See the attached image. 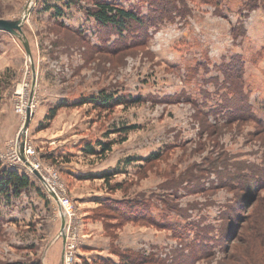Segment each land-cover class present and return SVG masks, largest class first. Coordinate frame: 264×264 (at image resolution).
<instances>
[{
  "label": "rangeland",
  "instance_id": "374dc122",
  "mask_svg": "<svg viewBox=\"0 0 264 264\" xmlns=\"http://www.w3.org/2000/svg\"><path fill=\"white\" fill-rule=\"evenodd\" d=\"M98 1L0 0V18L26 15L32 51L0 30V177L32 183L0 198V264H264V191L238 210L242 191L221 187L264 167V132L233 119L264 121V0H108L139 18L120 27ZM107 94L127 102L91 100ZM23 141L71 201L66 241L60 202L15 158ZM100 141L111 150L86 153Z\"/></svg>",
  "mask_w": 264,
  "mask_h": 264
},
{
  "label": "trees",
  "instance_id": "16d2710c",
  "mask_svg": "<svg viewBox=\"0 0 264 264\" xmlns=\"http://www.w3.org/2000/svg\"><path fill=\"white\" fill-rule=\"evenodd\" d=\"M92 14L103 25L111 24V25L120 27V26H125L129 21H139V18L134 11L128 10L120 5H115L114 2H109L108 0L98 1L97 9H94L92 11ZM98 98H99L98 100H96V98H93L91 100H93L94 102H99L100 103L99 105L103 107H109L116 103H126L127 102L126 98L123 96L114 98L112 95H109V94L105 96H100ZM89 100H90L89 98H84L79 103H85V102H88ZM130 101L137 103L140 101V98L131 99ZM247 109H248V106H241V108L234 110L233 119H235V117L239 119H246V118L253 119L258 125V127L260 128L261 132H264V121L262 119L257 118L251 113L247 114L246 112ZM56 112H57V108H53L52 110H50V113L46 117L47 121H51V119H53V117L56 115ZM133 128H135V126H131V127L124 126L119 131L126 133L130 129H133ZM125 139H126L125 137L122 138L123 141ZM112 144L113 142L100 141L97 147L93 146L92 144H88L84 148V150L89 155H97V154L103 155L106 152L111 150ZM159 157H160L159 154H155V155L153 154L149 158H146V160H149V161L155 160V159H158ZM132 161L133 159H130V158L128 159L129 163H131ZM1 164H2V161L0 160V166ZM236 170L237 171L240 170V172H236L233 175L231 174L229 176L231 180H229V182L227 181L223 183L222 184L223 186L221 187L231 188L234 190L238 189L242 191L243 195H241V198L244 199L243 200L244 203L238 205V210H239L240 208H244L246 204H249L250 202H252L253 199L259 197L262 191H264V167H261V168L255 167V169H251L249 171H245L241 167V169L238 168ZM113 173L115 174V171L106 172L104 174H101L100 176L106 181H109V178L111 174ZM31 184H32L31 179L27 174H20L19 171L13 168L5 170L3 176L0 177V198L4 195L8 197H10L11 195L20 196L21 192L25 190L26 188H28ZM126 205L125 204L123 205L122 203V205H120L122 206L121 208L120 206H115V209L117 211H121L122 214L123 213L126 214V212L124 211L128 210L129 208H132ZM237 218L240 220L239 216ZM230 230L231 228H229V231ZM232 232H233V229L228 233H232ZM257 232L261 235V231L259 232V230H257ZM207 237L208 236H206L205 234L200 236L202 240H206ZM100 262L104 264H117L110 259H102L100 260ZM123 264H131V263L127 261V262H124Z\"/></svg>",
  "mask_w": 264,
  "mask_h": 264
},
{
  "label": "water",
  "instance_id": "95a60500",
  "mask_svg": "<svg viewBox=\"0 0 264 264\" xmlns=\"http://www.w3.org/2000/svg\"><path fill=\"white\" fill-rule=\"evenodd\" d=\"M26 21V15L22 16L19 19L16 20H10V19H4V18H0V30L2 31H6L9 32L11 34H14L16 36H18L21 40H23V45L26 49L27 55L32 58V51H31V47H30V42L27 39V37L24 35L23 33V25ZM34 68V66H33ZM34 84H35V79H34ZM31 119H32V100L30 101L27 109H26V121L23 127V133H25L28 128L29 125L31 123ZM25 142H21L18 148V154L21 158L22 161H24L27 165L31 166L30 162L28 161L26 155H25ZM33 173L46 185V181L44 179V177L42 176V174L37 170V169H33ZM50 194L52 196H54L56 198L57 201H59L58 196L56 195L55 192L50 191ZM66 215H62V227H61V231H62V235L64 238V241H66Z\"/></svg>",
  "mask_w": 264,
  "mask_h": 264
},
{
  "label": "built area",
  "instance_id": "2783aa9c",
  "mask_svg": "<svg viewBox=\"0 0 264 264\" xmlns=\"http://www.w3.org/2000/svg\"><path fill=\"white\" fill-rule=\"evenodd\" d=\"M25 155L28 159V161L30 162L31 166H29V168L31 169V171L33 172V169H37L42 176L44 177L45 181H46V187L49 189V191H53L56 193V195L59 198V202H60V206L62 208V214L63 215H69V206H71V201L69 198L67 197H61L57 191L56 188L54 186H52V184L50 183L49 179L42 173V170L39 167V164H37V162L33 161V158L36 156V151L34 148H31L30 146H26L25 148ZM15 158L20 161L21 158L19 156V154L15 155ZM24 162V161H23Z\"/></svg>",
  "mask_w": 264,
  "mask_h": 264
},
{
  "label": "crops",
  "instance_id": "0c3cea01",
  "mask_svg": "<svg viewBox=\"0 0 264 264\" xmlns=\"http://www.w3.org/2000/svg\"><path fill=\"white\" fill-rule=\"evenodd\" d=\"M42 182V181H41ZM62 225V224H61ZM49 253L50 252H48V255H47V258H49L50 256H49ZM60 260H61V257H60ZM51 262H53V257L51 258Z\"/></svg>",
  "mask_w": 264,
  "mask_h": 264
}]
</instances>
